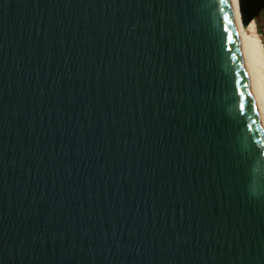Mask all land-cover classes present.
<instances>
[{
  "label": "water",
  "instance_id": "1",
  "mask_svg": "<svg viewBox=\"0 0 264 264\" xmlns=\"http://www.w3.org/2000/svg\"><path fill=\"white\" fill-rule=\"evenodd\" d=\"M0 264H264L232 0H0Z\"/></svg>",
  "mask_w": 264,
  "mask_h": 264
},
{
  "label": "bare ground",
  "instance_id": "2",
  "mask_svg": "<svg viewBox=\"0 0 264 264\" xmlns=\"http://www.w3.org/2000/svg\"><path fill=\"white\" fill-rule=\"evenodd\" d=\"M232 2L245 64L247 67L253 94L255 96V101L257 103L259 114L264 127V92L261 88V82L259 80V67L261 65L264 66L262 46L260 41L256 37H253L251 34H249L255 31L254 24L250 23L246 26L247 28L243 27L239 13L238 0H232Z\"/></svg>",
  "mask_w": 264,
  "mask_h": 264
},
{
  "label": "rangeland",
  "instance_id": "3",
  "mask_svg": "<svg viewBox=\"0 0 264 264\" xmlns=\"http://www.w3.org/2000/svg\"><path fill=\"white\" fill-rule=\"evenodd\" d=\"M251 23L254 24L255 31L249 34H251L253 37H256L260 41L261 46H262L263 61H264V16H260L259 18L255 19V21ZM259 73H260L259 80L261 82V88L264 92V66L263 65L259 67Z\"/></svg>",
  "mask_w": 264,
  "mask_h": 264
},
{
  "label": "trees",
  "instance_id": "4",
  "mask_svg": "<svg viewBox=\"0 0 264 264\" xmlns=\"http://www.w3.org/2000/svg\"><path fill=\"white\" fill-rule=\"evenodd\" d=\"M260 16H264V9L261 11V13L259 14V16L256 17V19L259 18Z\"/></svg>",
  "mask_w": 264,
  "mask_h": 264
}]
</instances>
